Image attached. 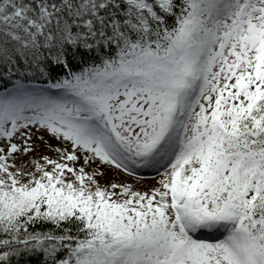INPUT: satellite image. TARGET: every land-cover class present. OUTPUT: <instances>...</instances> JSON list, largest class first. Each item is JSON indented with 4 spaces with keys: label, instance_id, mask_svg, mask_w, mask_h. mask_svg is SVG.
<instances>
[{
    "label": "snow or ice",
    "instance_id": "6c2138e0",
    "mask_svg": "<svg viewBox=\"0 0 264 264\" xmlns=\"http://www.w3.org/2000/svg\"><path fill=\"white\" fill-rule=\"evenodd\" d=\"M0 264H264V0H0Z\"/></svg>",
    "mask_w": 264,
    "mask_h": 264
},
{
    "label": "rangeland",
    "instance_id": "374dc122",
    "mask_svg": "<svg viewBox=\"0 0 264 264\" xmlns=\"http://www.w3.org/2000/svg\"><path fill=\"white\" fill-rule=\"evenodd\" d=\"M52 143H56V142L52 141ZM37 145L40 149V153L52 155V153L48 152V150L46 148H44L43 145L40 144L39 141H37ZM107 171H108L109 178L115 177L117 179H124L123 174H118L111 169H108ZM153 174H154L153 177L149 178L147 180H145V179L144 180L130 179V182L134 183L135 185L140 187L142 190H148L157 184L158 177H157L155 172Z\"/></svg>",
    "mask_w": 264,
    "mask_h": 264
},
{
    "label": "bare ground",
    "instance_id": "6f19581e",
    "mask_svg": "<svg viewBox=\"0 0 264 264\" xmlns=\"http://www.w3.org/2000/svg\"><path fill=\"white\" fill-rule=\"evenodd\" d=\"M150 172V174H153L154 172H152V171H149Z\"/></svg>",
    "mask_w": 264,
    "mask_h": 264
}]
</instances>
